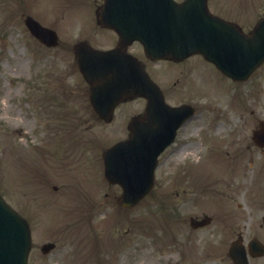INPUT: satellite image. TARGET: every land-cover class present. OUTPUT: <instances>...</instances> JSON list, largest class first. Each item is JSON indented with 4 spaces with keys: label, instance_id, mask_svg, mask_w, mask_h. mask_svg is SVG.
Instances as JSON below:
<instances>
[{
    "label": "rangeland",
    "instance_id": "374dc122",
    "mask_svg": "<svg viewBox=\"0 0 264 264\" xmlns=\"http://www.w3.org/2000/svg\"><path fill=\"white\" fill-rule=\"evenodd\" d=\"M208 2L214 13L232 19L246 32L264 11V0ZM100 3L0 0V193L31 224L29 264H232L227 249L240 224L246 225V242L255 226L264 244L260 224L264 209L260 205L253 209L252 203L237 209L236 200L247 199V193L227 187L229 176L221 174L223 168H231L227 161L234 154L227 159L218 154L219 163L211 164V171L210 162H216L211 147L201 167L185 166L183 179L178 164L188 158L180 161L178 150L158 169L148 202L129 211L114 204L120 194L117 186L105 188L100 183V151L121 132V123L95 120L71 49L82 39L103 48L115 44L113 32L95 22ZM26 14L57 30L60 45L46 49L33 39L23 24ZM131 50L137 52L138 47ZM184 64L191 68L187 86L178 93L176 86L174 91L169 88V99L176 102L187 96L189 85L192 92L187 98L193 97L202 109L179 134L180 140L194 139L186 153L199 148L210 120H225L219 136L227 134L229 142L237 137L235 147L241 149L234 153L243 151L257 166L264 165L263 153L250 147L247 151L252 128L264 121V65L247 82L233 84L199 58ZM218 105L219 113L208 111V106ZM137 110L138 101L123 104L117 114L126 122ZM64 113L70 114L68 119ZM204 214L212 218L211 224L191 229L188 217ZM46 242L56 247L45 257L39 248ZM250 264H264V258Z\"/></svg>",
    "mask_w": 264,
    "mask_h": 264
},
{
    "label": "water",
    "instance_id": "95a60500",
    "mask_svg": "<svg viewBox=\"0 0 264 264\" xmlns=\"http://www.w3.org/2000/svg\"><path fill=\"white\" fill-rule=\"evenodd\" d=\"M97 21L102 27L118 33V47L101 52L79 43L75 50L79 69L91 84V103L103 117L118 100L135 94L148 98L146 124H142L153 126L150 105L155 101L156 89L141 66L122 51L123 46L134 40L152 59L181 60L199 54L236 81L245 80L264 61V16L249 34H244L237 24L212 15L207 0L179 3L174 0H104L97 11ZM25 24L40 42L55 45L53 31L30 17ZM158 103H155L157 108L165 112ZM138 144H119L104 154L105 176L110 182L122 185L124 192L120 203L124 205L134 202L145 192L157 154L155 143H142L144 149ZM141 186L144 189L140 191ZM204 222L207 219L200 223L192 221L194 225ZM235 246L231 251L233 257L234 253H239ZM28 249L27 224L0 198V264H27ZM235 261L245 264L244 257Z\"/></svg>",
    "mask_w": 264,
    "mask_h": 264
},
{
    "label": "flooded vegetation",
    "instance_id": "af4514ba",
    "mask_svg": "<svg viewBox=\"0 0 264 264\" xmlns=\"http://www.w3.org/2000/svg\"><path fill=\"white\" fill-rule=\"evenodd\" d=\"M186 60L182 61V62H179V63H173V62H168L167 63L171 66L168 68L173 70V75L176 79H177V82L182 86L185 78L187 77V71H188V68L184 62ZM183 66V68H182ZM264 168H256L254 170V174L252 176V183L254 184V187L255 188H262L264 186Z\"/></svg>",
    "mask_w": 264,
    "mask_h": 264
},
{
    "label": "bare ground",
    "instance_id": "6f19581e",
    "mask_svg": "<svg viewBox=\"0 0 264 264\" xmlns=\"http://www.w3.org/2000/svg\"><path fill=\"white\" fill-rule=\"evenodd\" d=\"M195 151H197V149H193V150H192V153H191L190 155H192Z\"/></svg>",
    "mask_w": 264,
    "mask_h": 264
}]
</instances>
